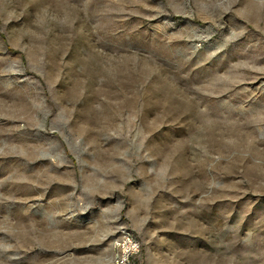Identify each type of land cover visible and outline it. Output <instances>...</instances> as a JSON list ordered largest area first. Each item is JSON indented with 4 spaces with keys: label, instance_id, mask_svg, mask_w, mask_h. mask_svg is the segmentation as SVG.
<instances>
[{
    "label": "rangeland",
    "instance_id": "obj_1",
    "mask_svg": "<svg viewBox=\"0 0 264 264\" xmlns=\"http://www.w3.org/2000/svg\"><path fill=\"white\" fill-rule=\"evenodd\" d=\"M264 264V0H0V264Z\"/></svg>",
    "mask_w": 264,
    "mask_h": 264
},
{
    "label": "built area",
    "instance_id": "obj_2",
    "mask_svg": "<svg viewBox=\"0 0 264 264\" xmlns=\"http://www.w3.org/2000/svg\"><path fill=\"white\" fill-rule=\"evenodd\" d=\"M140 244L134 240L130 235L126 238L121 246V253L118 256L116 264H130V258L139 253Z\"/></svg>",
    "mask_w": 264,
    "mask_h": 264
}]
</instances>
